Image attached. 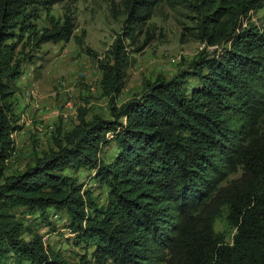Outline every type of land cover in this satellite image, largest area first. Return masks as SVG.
I'll return each instance as SVG.
<instances>
[{
	"label": "trees",
	"instance_id": "16d2710c",
	"mask_svg": "<svg viewBox=\"0 0 264 264\" xmlns=\"http://www.w3.org/2000/svg\"><path fill=\"white\" fill-rule=\"evenodd\" d=\"M174 1L123 0L126 36ZM41 4L0 0V264H264V18L242 24L264 0H194L199 37L214 50L193 60L192 73L158 79L121 107L112 102L110 118L82 113L52 149L8 174L23 125L17 45L7 43L33 28L28 17ZM76 30L68 12L37 43L69 42ZM114 60L127 61L123 38ZM190 77L199 82L188 91ZM111 146L118 154L109 163L101 154ZM81 170L108 190L106 207L79 183ZM224 215L236 230L231 244L215 229ZM64 218L73 245L87 251L76 262L41 233L56 232L54 220Z\"/></svg>",
	"mask_w": 264,
	"mask_h": 264
},
{
	"label": "rangeland",
	"instance_id": "374dc122",
	"mask_svg": "<svg viewBox=\"0 0 264 264\" xmlns=\"http://www.w3.org/2000/svg\"><path fill=\"white\" fill-rule=\"evenodd\" d=\"M44 1L28 17L33 28L17 31L18 36L7 43L17 45L14 61L20 64L22 74L14 84V103L23 125V130L14 135L16 153L8 163V174L24 170L36 154L42 156L52 149L55 136L73 130L82 113L87 121L95 115L110 118L112 102L121 107L140 98L158 79L170 80L180 70L192 73L193 60L202 52L214 50L199 37L198 14L190 6L194 0L163 2L141 33L132 31L134 39L123 31V0ZM68 12L77 25L74 37L69 42L39 45L37 39ZM34 13L38 14L36 18ZM263 18L264 10H253L249 18H244L243 27L249 23L261 25ZM119 38H123L127 61L118 67L114 46ZM114 72L116 76L120 73L116 81L112 79ZM188 81V91L199 82L191 77ZM117 154V148L111 146L103 149L101 158L110 163ZM76 177L91 191L98 207L107 206L108 190L99 188L94 171L81 170ZM225 217L216 222L215 229L231 244L236 230ZM54 221L56 232L46 226L41 229L46 244L76 262L87 251L73 245L74 235L65 228L68 220ZM93 251L88 253L90 261Z\"/></svg>",
	"mask_w": 264,
	"mask_h": 264
}]
</instances>
